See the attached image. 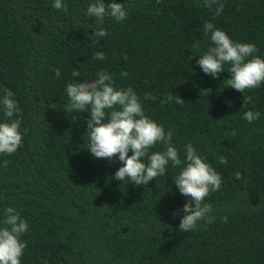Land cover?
Instances as JSON below:
<instances>
[{"label":"trees","instance_id":"1","mask_svg":"<svg viewBox=\"0 0 264 264\" xmlns=\"http://www.w3.org/2000/svg\"><path fill=\"white\" fill-rule=\"evenodd\" d=\"M93 2L63 0L64 12L54 0H0V97L13 93L19 111L11 119L22 120V144L0 155V220L11 206L28 222L21 264H264V84L243 94L228 87V65L215 79L197 64L211 46L205 22L264 57V0H220L219 16L203 0H116L128 15L106 17L99 43L86 14ZM98 51L104 60L93 58ZM101 71L115 88L131 86L145 115L173 131L182 159L191 143L220 173V190L206 197L212 223L179 231L187 203L174 183L181 167L169 163L166 175L137 186L112 179L118 158L96 159L87 149L90 112L67 111L66 86L91 84ZM244 95L252 97L246 106ZM248 110L260 118L249 123Z\"/></svg>","mask_w":264,"mask_h":264},{"label":"clouds","instance_id":"2","mask_svg":"<svg viewBox=\"0 0 264 264\" xmlns=\"http://www.w3.org/2000/svg\"><path fill=\"white\" fill-rule=\"evenodd\" d=\"M216 5L215 15L219 16L224 9L220 0H203L201 7L212 9ZM53 7L57 10L68 11L63 0H54ZM88 17L95 18L96 27L90 37L94 43H99L101 37H107L108 32L103 25L106 17H112L118 22L126 19L128 13L123 3L112 0H95L87 7ZM203 35L211 41V46L199 55L197 64L205 74L219 79L220 73L227 71L231 78L227 79L229 88L241 93L258 88L264 84V57L255 55L259 50L254 43L234 42L222 29L212 22L202 25ZM200 47L199 40L193 44L194 49ZM94 59L104 60L105 53L98 51ZM126 58V57H125ZM60 76V70H56ZM98 79L91 84L87 82H70L66 86V93L70 100L67 111L75 113L90 112L86 122L89 139L88 150L96 159H119L122 166L115 172L117 181L134 182L135 185H148L158 176L167 174L169 163L173 167H181L179 174L174 175V183L179 192L187 198L181 211L184 215L179 224L182 233L197 229L200 221L212 223L215 219L211 215L213 208L206 202L211 192L220 190L222 178L220 173L198 154L196 148L188 143L184 146V157L173 145V131H165L163 125L145 115L139 96L131 86L117 89L114 81L107 72H98ZM73 77L81 76L78 70L72 72ZM13 93L8 91L0 97V107L4 116L9 118L0 122V155L15 153L22 144L20 132L21 119H11L18 111L17 102L12 98ZM144 99L155 100L150 93L144 94ZM182 98L177 103H183ZM252 101V97L244 95L243 106ZM231 105V101H226ZM79 115H73L75 119ZM243 119L252 123L260 118L258 111L252 110L243 113ZM236 135L235 132L232 134ZM157 144L163 145V151H150ZM129 152L132 154L129 155ZM221 164H227L225 156H219ZM7 166V161H4ZM179 212L174 213L178 215ZM226 222L227 216L222 217ZM0 264H21V257L27 242L21 239L29 229L28 222L9 206L3 211L0 220Z\"/></svg>","mask_w":264,"mask_h":264}]
</instances>
